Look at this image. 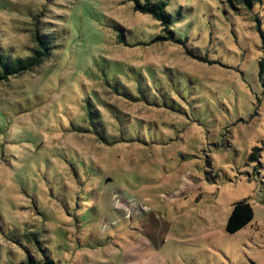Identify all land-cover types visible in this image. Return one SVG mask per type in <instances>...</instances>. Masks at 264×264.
<instances>
[{"label":"rangeland","instance_id":"374dc122","mask_svg":"<svg viewBox=\"0 0 264 264\" xmlns=\"http://www.w3.org/2000/svg\"><path fill=\"white\" fill-rule=\"evenodd\" d=\"M250 3L172 0L181 44L129 0H0L1 48L54 40L0 82V264H264V0ZM244 200L253 221L228 234Z\"/></svg>","mask_w":264,"mask_h":264},{"label":"trees","instance_id":"16d2710c","mask_svg":"<svg viewBox=\"0 0 264 264\" xmlns=\"http://www.w3.org/2000/svg\"><path fill=\"white\" fill-rule=\"evenodd\" d=\"M134 3V10L144 15H150L155 21L159 22L164 28V32L168 35L165 41L175 43H183L177 38L175 31L176 19L181 16L180 13L172 12V0H129ZM248 6H251L250 0H244ZM261 0H252L259 3ZM173 11H176L173 9ZM173 13V14H172ZM175 14V15H174ZM259 22V21H258ZM34 36L35 48L30 56H15L12 51L0 47V82L8 81L11 78L19 77L44 64L52 56L51 43L54 42L49 34H43L36 30ZM158 38V40H162ZM254 218V209L248 201H240L235 203L232 212L228 218L226 232L228 234H236L249 225ZM13 264H57L54 259L45 256L43 261H36L32 257Z\"/></svg>","mask_w":264,"mask_h":264}]
</instances>
